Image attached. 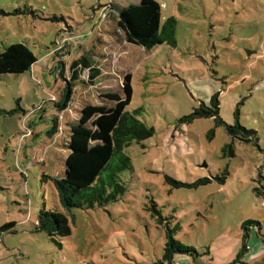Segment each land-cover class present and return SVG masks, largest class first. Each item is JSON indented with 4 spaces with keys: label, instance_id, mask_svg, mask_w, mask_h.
I'll return each mask as SVG.
<instances>
[{
    "label": "rangeland",
    "instance_id": "374dc122",
    "mask_svg": "<svg viewBox=\"0 0 264 264\" xmlns=\"http://www.w3.org/2000/svg\"><path fill=\"white\" fill-rule=\"evenodd\" d=\"M156 1L162 22L176 21L175 43L146 50L128 43L113 17L139 0H0V52L21 43L37 58L27 72L0 75V226L13 223L0 233V264H168L170 239L194 249L172 264H231L244 221L264 232V0ZM86 52L103 76L74 84L48 135L55 111L37 108L58 97L69 64ZM126 74V109L153 134L124 147L129 165L106 200L66 210L48 177L64 174L69 124L84 105L103 103L101 94L120 93ZM214 95L217 115L209 114ZM236 121L243 129L230 135L226 124ZM166 178L208 182L177 187ZM41 210L65 213L71 233L51 239L38 230ZM257 230L237 264H264Z\"/></svg>",
    "mask_w": 264,
    "mask_h": 264
},
{
    "label": "trees",
    "instance_id": "16d2710c",
    "mask_svg": "<svg viewBox=\"0 0 264 264\" xmlns=\"http://www.w3.org/2000/svg\"><path fill=\"white\" fill-rule=\"evenodd\" d=\"M112 3L110 2V5ZM161 4L156 0H139L126 6H117L115 9L118 29L123 33L124 39L131 44L138 45L146 50L162 43H175V19L164 18L162 22ZM5 12L0 8V15ZM91 52H86L79 58L72 60L69 81L65 83L58 97L40 105L41 111L53 110L57 112L51 119V126L47 133L54 135L58 131V113L68 109L72 100V87L82 82L94 84L98 77L103 76L95 62L89 57ZM61 56V55H60ZM62 57V56H61ZM37 58L21 43L6 45L0 52V75L22 74L31 69ZM62 60L54 66L53 72L60 70ZM88 70V80H80L79 75L83 70ZM62 76V73H60ZM105 101L101 104H86L79 111L78 118L70 122L68 139L62 145L67 154L65 157L64 174L62 177H48L57 192L60 205L69 210L78 207H90L94 203L101 204L105 199L107 185L115 183L116 172L129 165V157L123 149L131 141H140L153 134V128L138 118V112H129L126 107L130 102L131 83L130 74H126L120 85V93L108 91L101 94ZM209 114L217 115V96L214 95L208 101ZM198 113H203L197 112ZM218 117V116H217ZM219 119V117H218ZM220 123H223L219 119ZM238 122L226 124V131L234 134ZM231 144L228 145V148ZM225 149V147H224ZM177 187H196L208 182L207 178L197 179L191 183H185L169 179ZM264 194V186H261ZM121 187L115 185V192H120ZM258 192L259 189L256 188ZM111 194L107 195L110 198ZM13 223L0 226V233L7 231ZM256 226L257 238L264 244V232L262 224L254 220H246L241 224V247L231 264L243 262L245 252L248 250L247 239L250 228ZM38 230L47 233L51 239L55 236H68L71 233L68 217L60 211L41 210L38 215ZM193 248L179 241L170 239L164 247V258L172 264L173 258L178 254L193 253Z\"/></svg>",
    "mask_w": 264,
    "mask_h": 264
},
{
    "label": "crops",
    "instance_id": "0c3cea01",
    "mask_svg": "<svg viewBox=\"0 0 264 264\" xmlns=\"http://www.w3.org/2000/svg\"><path fill=\"white\" fill-rule=\"evenodd\" d=\"M55 114H57V112H55ZM66 154H67V152H66Z\"/></svg>",
    "mask_w": 264,
    "mask_h": 264
}]
</instances>
